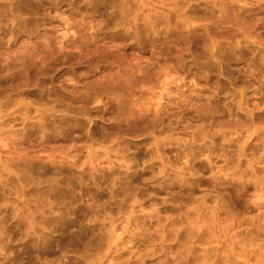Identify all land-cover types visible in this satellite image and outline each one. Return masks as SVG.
Here are the masks:
<instances>
[{
  "label": "rangeland",
  "instance_id": "obj_1",
  "mask_svg": "<svg viewBox=\"0 0 264 264\" xmlns=\"http://www.w3.org/2000/svg\"><path fill=\"white\" fill-rule=\"evenodd\" d=\"M0 264H264V0H0Z\"/></svg>",
  "mask_w": 264,
  "mask_h": 264
}]
</instances>
